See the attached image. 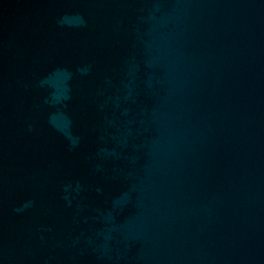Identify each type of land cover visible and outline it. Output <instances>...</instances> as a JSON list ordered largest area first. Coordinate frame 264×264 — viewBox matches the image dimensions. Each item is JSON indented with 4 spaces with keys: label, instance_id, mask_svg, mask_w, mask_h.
<instances>
[{
    "label": "water",
    "instance_id": "water-1",
    "mask_svg": "<svg viewBox=\"0 0 264 264\" xmlns=\"http://www.w3.org/2000/svg\"><path fill=\"white\" fill-rule=\"evenodd\" d=\"M0 264H264V0H0Z\"/></svg>",
    "mask_w": 264,
    "mask_h": 264
}]
</instances>
